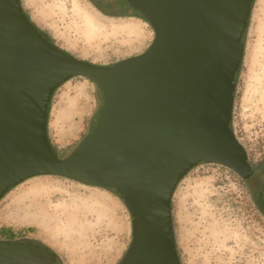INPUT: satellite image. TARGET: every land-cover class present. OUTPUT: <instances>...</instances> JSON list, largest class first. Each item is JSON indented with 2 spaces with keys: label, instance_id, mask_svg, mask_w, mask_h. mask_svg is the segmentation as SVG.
I'll return each instance as SVG.
<instances>
[{
  "label": "water",
  "instance_id": "obj_1",
  "mask_svg": "<svg viewBox=\"0 0 264 264\" xmlns=\"http://www.w3.org/2000/svg\"><path fill=\"white\" fill-rule=\"evenodd\" d=\"M152 29L148 49L110 66L77 59L47 40L20 0H0V201L35 177L114 193L131 219L119 264H182L172 197L199 165L247 184L264 214L256 171L231 123L236 78L255 0H121ZM75 78L102 96L91 132L65 158L48 138L54 93ZM46 246L0 241V264H58Z\"/></svg>",
  "mask_w": 264,
  "mask_h": 264
},
{
  "label": "rangeland",
  "instance_id": "obj_2",
  "mask_svg": "<svg viewBox=\"0 0 264 264\" xmlns=\"http://www.w3.org/2000/svg\"><path fill=\"white\" fill-rule=\"evenodd\" d=\"M27 16L61 50L110 66L144 53L154 34L139 15L102 14L97 0H20ZM102 96L75 78L53 95L48 138L65 158L94 128ZM231 127L249 163L264 167V0H255L236 78ZM182 264H264V214L240 178L219 165H199L172 197ZM17 241L46 246L58 264H119L131 241V219L112 192L58 177H35L0 201V229ZM5 239L0 235V240Z\"/></svg>",
  "mask_w": 264,
  "mask_h": 264
},
{
  "label": "flooded vegetation",
  "instance_id": "obj_3",
  "mask_svg": "<svg viewBox=\"0 0 264 264\" xmlns=\"http://www.w3.org/2000/svg\"><path fill=\"white\" fill-rule=\"evenodd\" d=\"M96 8L107 16L116 14L121 15H138L130 10L121 0H97ZM46 37V36H45Z\"/></svg>",
  "mask_w": 264,
  "mask_h": 264
},
{
  "label": "trees",
  "instance_id": "obj_4",
  "mask_svg": "<svg viewBox=\"0 0 264 264\" xmlns=\"http://www.w3.org/2000/svg\"><path fill=\"white\" fill-rule=\"evenodd\" d=\"M138 18L142 19L140 16H138ZM47 40L53 44V42L50 39L47 38ZM0 235H3L5 237V239L0 240V241L15 242V240L12 238L13 234H12L11 230L8 228H1L0 229ZM17 242H23V241H17Z\"/></svg>",
  "mask_w": 264,
  "mask_h": 264
}]
</instances>
